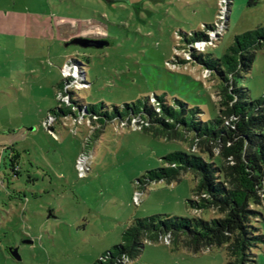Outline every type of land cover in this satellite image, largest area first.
Segmentation results:
<instances>
[{
    "label": "rangeland",
    "instance_id": "obj_1",
    "mask_svg": "<svg viewBox=\"0 0 264 264\" xmlns=\"http://www.w3.org/2000/svg\"><path fill=\"white\" fill-rule=\"evenodd\" d=\"M156 1L152 5L147 0L145 9L153 13L144 11L139 19L128 12L111 13L100 0H0V264H94L123 242L122 233L137 219L217 217V211L189 206L202 197L194 195L191 172L172 183L139 182L147 172L164 167L168 154L179 149L198 152L186 136L172 135L167 141L154 132H141L138 121L117 120L102 127L89 117L49 120L51 111L63 106L59 99L72 104L68 95L57 98L62 78L71 80L67 90L89 88L84 68L66 65L61 71L69 57L86 62L93 84L77 92L82 104L102 101L111 108L156 94L199 107L207 119L226 110L221 82L195 65L188 47L174 38L176 29L213 24L215 0ZM230 3L220 0L215 28L202 30L207 43L191 48L221 56L235 36L264 25V0ZM102 15L115 48L68 46L91 32L88 20ZM173 51L189 63H168V71L165 61ZM236 82L252 100H264V49L257 52L250 73ZM151 105L161 113L153 99ZM86 157L90 171L83 176L79 163ZM228 164L234 165L232 158ZM259 195L264 210V196ZM256 226L264 236V219ZM149 244L139 259L124 264L231 262L226 248L205 247L194 253L184 238L175 246L171 234ZM15 248L21 260L12 256L10 249ZM252 253L248 264H264V243Z\"/></svg>",
    "mask_w": 264,
    "mask_h": 264
},
{
    "label": "trees",
    "instance_id": "obj_2",
    "mask_svg": "<svg viewBox=\"0 0 264 264\" xmlns=\"http://www.w3.org/2000/svg\"><path fill=\"white\" fill-rule=\"evenodd\" d=\"M229 1L231 7L234 0ZM146 2L147 0H100L102 6L111 13L128 12L139 19L144 11L148 12L145 9ZM159 2L152 0V5ZM215 2L218 11L214 14L213 24H200L188 31L176 29L174 38L188 47L195 65L205 68L221 82L226 110L219 109L216 119H207L199 107L192 108L180 99L170 102L165 95L155 94L121 106L113 105L111 108L102 101H92V105L82 104L77 100V92L88 91L93 85L88 78L84 64L86 62H81L77 57H69L61 67V71L66 65L84 68V83L89 88L67 90L71 80L62 78L56 86L57 98L68 95L72 104L68 106L59 99L63 106L51 111L49 120L61 116L76 119L89 117L103 127L112 121L130 123L136 119L142 126L141 132H154L167 141H171L172 135L186 136L193 145L199 147L198 152L179 149L168 154L163 159L165 166L170 167L151 170L139 182L142 185L162 180L172 183L181 180L184 173L191 172L196 181L194 195L202 197L200 201H189V206L201 211H217V217L211 220L199 217L172 219L162 218L160 215L137 219L122 233L123 242L115 245L113 250L106 251L94 264H124L126 260H137L149 243L155 244L168 234L173 236L175 246L184 238L187 247L194 253L205 247L226 248L231 259L229 264H248L254 256L253 249L264 243V236L256 226V223L264 219V210H260L263 199L259 195L262 193L264 196V100H252L249 91L240 88L236 82L237 78L250 73L257 52L264 49V25L235 36L233 43L221 56L209 52L200 53L191 46L207 43L209 38L202 30L204 27L215 28L220 0ZM107 23L104 15L99 19L88 20L91 32L83 38L93 44L89 48L78 47L98 50L115 48L110 40ZM228 24L229 20L227 27ZM101 42L105 44L103 48H99ZM83 56L90 63L91 58L86 54ZM171 62L177 65L189 63L177 58L174 51L171 59L165 61L168 71L167 64ZM152 99L161 113L151 105ZM223 115L234 120L228 123ZM218 148L220 153L216 155L215 149ZM229 158H232L234 165L228 164ZM11 170L15 174L14 165Z\"/></svg>",
    "mask_w": 264,
    "mask_h": 264
},
{
    "label": "water",
    "instance_id": "obj_3",
    "mask_svg": "<svg viewBox=\"0 0 264 264\" xmlns=\"http://www.w3.org/2000/svg\"><path fill=\"white\" fill-rule=\"evenodd\" d=\"M92 44H93L92 41L87 40L85 38H74L69 42L68 46L69 45H76V46H80L83 48H89L92 46ZM104 46H105V44L103 42H101L99 45V48H103ZM25 243L26 244H33V241L27 240V241H25ZM10 252H11L12 256H14L16 259L21 260L18 248L10 249Z\"/></svg>",
    "mask_w": 264,
    "mask_h": 264
},
{
    "label": "built area",
    "instance_id": "obj_4",
    "mask_svg": "<svg viewBox=\"0 0 264 264\" xmlns=\"http://www.w3.org/2000/svg\"><path fill=\"white\" fill-rule=\"evenodd\" d=\"M132 121H138V120H136V119H134V120H132ZM131 121V122H132ZM130 122V123H131ZM139 122V121H138ZM139 124H140V122H139ZM141 126V125H140ZM141 129H142V126H141ZM90 160H89V158H83V159H81V161H80V163H79V167H80V169H81V174L83 175V176H85L89 171H90ZM127 262H129L128 260H126Z\"/></svg>",
    "mask_w": 264,
    "mask_h": 264
},
{
    "label": "crops",
    "instance_id": "obj_5",
    "mask_svg": "<svg viewBox=\"0 0 264 264\" xmlns=\"http://www.w3.org/2000/svg\"><path fill=\"white\" fill-rule=\"evenodd\" d=\"M54 213V212H53Z\"/></svg>",
    "mask_w": 264,
    "mask_h": 264
}]
</instances>
